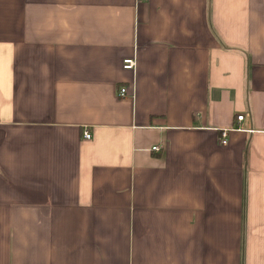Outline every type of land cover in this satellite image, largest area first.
<instances>
[{"label": "crops", "instance_id": "1", "mask_svg": "<svg viewBox=\"0 0 264 264\" xmlns=\"http://www.w3.org/2000/svg\"><path fill=\"white\" fill-rule=\"evenodd\" d=\"M0 264H264V0H0Z\"/></svg>", "mask_w": 264, "mask_h": 264}, {"label": "built area", "instance_id": "2", "mask_svg": "<svg viewBox=\"0 0 264 264\" xmlns=\"http://www.w3.org/2000/svg\"><path fill=\"white\" fill-rule=\"evenodd\" d=\"M135 65H136L135 59L130 58V59H126L125 60V63H124V67L125 68H127V69H133V68H135ZM119 96L120 97L126 96V88H121L120 89ZM243 118H244V115L243 114L238 115V120H243ZM228 131L229 130L226 128L222 132V136H223L222 142L224 144H226L228 142V140H227ZM85 138H87V139L92 138V134L89 131H86L85 132ZM153 149L154 150H159L160 147L159 146H154Z\"/></svg>", "mask_w": 264, "mask_h": 264}]
</instances>
